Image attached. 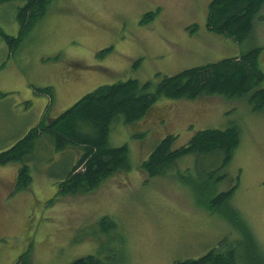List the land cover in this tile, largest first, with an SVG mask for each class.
<instances>
[{"label": "rangeland", "instance_id": "1", "mask_svg": "<svg viewBox=\"0 0 264 264\" xmlns=\"http://www.w3.org/2000/svg\"><path fill=\"white\" fill-rule=\"evenodd\" d=\"M209 2L52 0L15 51L0 36V151L42 116L57 117L101 85L128 79L156 84L164 75L238 56L252 43L236 44L211 33L205 25ZM19 5L16 0L0 4L3 33L17 35ZM148 11H155V18L143 25ZM254 40L261 46L264 72V7ZM107 48L111 50L100 55ZM48 86L51 101L35 91ZM233 124L240 142L214 176L223 174L222 179L210 181L204 175L221 162L213 156H186L154 178L139 169L166 135H175L173 148H178L198 130ZM109 142L128 146L131 168L87 193L56 197L79 149L56 151L44 136L25 160L30 173L26 188H16L20 164L0 165V264H22L21 256L26 264H68L87 255H99L105 264H174L197 258L239 238L225 215L198 206L208 198L199 196L204 190L217 193L233 185L229 205L264 249V110L254 111L246 98H160L140 122L114 123ZM102 217L115 222L108 233L98 227Z\"/></svg>", "mask_w": 264, "mask_h": 264}, {"label": "trees", "instance_id": "2", "mask_svg": "<svg viewBox=\"0 0 264 264\" xmlns=\"http://www.w3.org/2000/svg\"><path fill=\"white\" fill-rule=\"evenodd\" d=\"M11 0H0V4ZM15 19L18 33L11 36L0 31L1 39L10 51H15L26 33L45 16L52 0H16ZM264 7V0H210L207 6L206 28L216 35L230 38L236 44H249L238 56L217 62L186 68L174 75H164L154 84L137 79L101 85L86 93L57 117L48 120L42 116L11 147L0 151V165L18 163L16 188H26L30 181L26 158L39 137H47L56 151L74 147L79 157L57 185L56 197L87 193L96 189L103 181L116 172L129 171L130 154L126 144L112 146L109 135L114 123L131 125L147 117L152 106L160 99L194 100L201 96H220L226 100L246 98L256 112L264 110V72L260 68L261 46L254 40L255 24ZM155 11L146 12L140 23L145 25L155 18ZM111 48H107V53ZM263 67V65H262ZM38 94L53 98L51 87L38 88ZM3 94L0 93V96ZM46 114V113H44ZM175 135L164 136L152 149L139 169L148 178L163 176L174 168L179 160L193 155L197 157H219L218 167L205 171L210 181L222 179L223 174L214 178L231 161L240 142L238 127L233 124L224 129H203L196 131L182 146L173 148ZM207 172V173H206ZM207 194L198 206L208 213L225 215L227 221L239 232V238L229 240L225 245L209 249L197 258L176 260L174 264H264V249L257 241L239 211L229 205L235 190ZM224 216V217H225ZM102 233L115 227L109 217L98 221ZM22 264H26L25 256ZM68 264H105L99 255H87L74 259Z\"/></svg>", "mask_w": 264, "mask_h": 264}]
</instances>
